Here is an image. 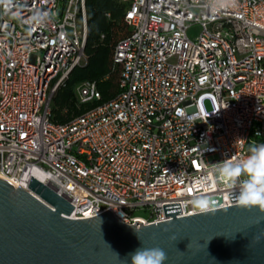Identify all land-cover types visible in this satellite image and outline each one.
I'll return each mask as SVG.
<instances>
[{
	"label": "built area",
	"instance_id": "built-area-1",
	"mask_svg": "<svg viewBox=\"0 0 264 264\" xmlns=\"http://www.w3.org/2000/svg\"><path fill=\"white\" fill-rule=\"evenodd\" d=\"M124 21L119 93L60 124L51 101L87 61L86 0H0V178H36L74 220L150 225L173 219L166 204L176 218L201 213L197 197L236 205L213 164L264 142V0H131ZM77 95L102 98L95 82Z\"/></svg>",
	"mask_w": 264,
	"mask_h": 264
},
{
	"label": "water",
	"instance_id": "water-1",
	"mask_svg": "<svg viewBox=\"0 0 264 264\" xmlns=\"http://www.w3.org/2000/svg\"><path fill=\"white\" fill-rule=\"evenodd\" d=\"M163 207L173 219L150 225H126L109 211L74 220L75 207L36 178L28 189L0 178V264H122L142 246L162 249L164 264H264L258 208L232 205L176 218L179 203Z\"/></svg>",
	"mask_w": 264,
	"mask_h": 264
},
{
	"label": "trees",
	"instance_id": "trees-1",
	"mask_svg": "<svg viewBox=\"0 0 264 264\" xmlns=\"http://www.w3.org/2000/svg\"><path fill=\"white\" fill-rule=\"evenodd\" d=\"M130 1L126 4L122 0H86V65L75 68L57 90L54 107L51 105L54 122L65 124L112 100L119 93L120 69L113 62V54L117 44L130 35L124 21ZM114 75L118 76L116 85ZM84 82H95L102 98L87 103H82L78 95L75 98L74 89Z\"/></svg>",
	"mask_w": 264,
	"mask_h": 264
},
{
	"label": "clouds",
	"instance_id": "clouds-1",
	"mask_svg": "<svg viewBox=\"0 0 264 264\" xmlns=\"http://www.w3.org/2000/svg\"><path fill=\"white\" fill-rule=\"evenodd\" d=\"M213 169L235 186L237 206L247 209L256 207L264 213V142L252 143L245 157L226 159L213 164ZM192 206L204 214L217 211L216 205L205 197L195 198ZM256 239L258 241L259 237ZM167 259L162 249L142 246L129 253L122 264H128L129 260L130 264H164Z\"/></svg>",
	"mask_w": 264,
	"mask_h": 264
},
{
	"label": "rangeland",
	"instance_id": "rangeland-1",
	"mask_svg": "<svg viewBox=\"0 0 264 264\" xmlns=\"http://www.w3.org/2000/svg\"><path fill=\"white\" fill-rule=\"evenodd\" d=\"M122 1L127 4L130 0H122ZM201 31H202V29L199 26H193L188 30V36L190 37V39L194 40L195 38H197L201 34ZM85 65H86V63L83 64L82 66H85ZM113 78L115 79V80H113V82L116 85L118 76L114 75ZM115 89L116 88H114L112 91L114 92ZM74 94H75V98H77L76 97L77 96V87L74 89ZM56 95H57V93H55L52 97V102H51L52 107H54V100H55ZM136 215L146 216V213L143 211H138V212H136Z\"/></svg>",
	"mask_w": 264,
	"mask_h": 264
},
{
	"label": "bare ground",
	"instance_id": "bare-ground-1",
	"mask_svg": "<svg viewBox=\"0 0 264 264\" xmlns=\"http://www.w3.org/2000/svg\"><path fill=\"white\" fill-rule=\"evenodd\" d=\"M1 179L9 182L10 184H12L16 188L20 187V188L28 189V186H29L28 183H24L22 181H10V180H8L6 178H1Z\"/></svg>",
	"mask_w": 264,
	"mask_h": 264
},
{
	"label": "crops",
	"instance_id": "crops-1",
	"mask_svg": "<svg viewBox=\"0 0 264 264\" xmlns=\"http://www.w3.org/2000/svg\"><path fill=\"white\" fill-rule=\"evenodd\" d=\"M106 79H107V77H106Z\"/></svg>",
	"mask_w": 264,
	"mask_h": 264
}]
</instances>
